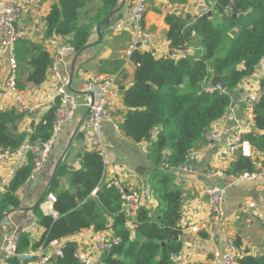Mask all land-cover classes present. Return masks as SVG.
Wrapping results in <instances>:
<instances>
[{"label":"trees","instance_id":"trees-1","mask_svg":"<svg viewBox=\"0 0 264 264\" xmlns=\"http://www.w3.org/2000/svg\"><path fill=\"white\" fill-rule=\"evenodd\" d=\"M90 1L55 0L45 18V37L71 36L69 46L78 53L83 52L89 46L91 30L88 25L79 26L78 21L80 10ZM103 4L113 6L115 0H103ZM213 10L210 16L203 14L190 26L173 15L165 18L168 26L166 39L171 51L184 53L191 37L200 38L201 54L196 60L187 57L156 59L151 53L139 49L134 50L129 58L135 65V72L132 87L123 92L122 101L127 113L119 130L131 142H150L148 153L155 164L162 163L164 153L169 151L165 159L168 169L151 176L154 195L160 204L156 208V218L140 207L132 232L125 225L126 215L120 208L117 190L103 186L91 199V193L98 188L103 177L104 164L96 152H83L78 157V170L67 171L62 165L52 182L49 192L55 196L53 211L56 218L42 215L36 207L33 213L42 228L40 239L30 245L26 236H20L18 254L38 252L51 242L92 228L95 232L109 231L118 240L98 256L96 264H172L171 255L182 250L179 241H172L181 234L178 226L181 198L178 191L169 190L166 174L185 166L195 145L205 144L204 136L211 125L227 114L240 83L253 75L264 58V0H215ZM14 54L18 90L39 86L46 81L53 59L45 49L19 38ZM212 77L218 78L223 91L204 92ZM259 85L261 96L252 111L255 133L247 134L242 140L264 156V77ZM53 113L54 109L50 108L32 130L20 133L17 123L27 114L14 108L0 110V151L49 141ZM154 131L156 134L152 139ZM26 159V165L20 167L10 180L0 201L2 209L19 206L15 194L33 171L32 155L26 153ZM67 172L75 191L56 195L57 177ZM230 173L236 177L254 173L251 159L238 155L231 163ZM77 249V243L66 241L60 249L61 256H52L47 264H80L75 258ZM237 263L264 264V255H247ZM6 264L20 263L13 259Z\"/></svg>","mask_w":264,"mask_h":264},{"label":"crops","instance_id":"crops-1","mask_svg":"<svg viewBox=\"0 0 264 264\" xmlns=\"http://www.w3.org/2000/svg\"><path fill=\"white\" fill-rule=\"evenodd\" d=\"M54 3L55 0H40L38 6H30L16 23V31L20 34V38L45 49L56 64L57 73L70 79L67 92L77 102L78 109L73 120L62 125L56 134L51 153L41 171L36 174L32 173L27 182L17 190L15 196L19 201V206L7 209H2L0 206V216L11 212L9 216L0 221V264L7 263L3 250L5 233H11L17 239L20 236H26L30 245L40 239L42 228L37 224L33 210L38 207L42 215L48 216L49 214L46 195L41 200L40 198L48 184L56 160L63 151L77 121L86 110V107L83 106L86 98L83 87L90 79L106 76L115 77L116 80L107 106L109 119L105 120L101 127L107 158L106 164H104L103 177L98 188L91 193L90 198L94 199L95 193L101 187H108V183L116 181L126 189L130 188L139 192L142 196L141 207L148 210L154 219L157 213L156 208L160 204L154 195L151 176L166 171L163 169H168L165 159L169 151L164 153L165 157L162 163L155 164L148 153L150 142H131L119 130V125L127 113L122 101L123 92L132 87L135 72V65L130 61V56L126 55L134 38L131 21L128 17L130 0H115L113 6L104 5L103 0H91L80 10L78 25L90 26L88 44L91 45L97 41L96 24L118 7H122L111 17L113 26L104 37L102 47L93 52L88 46L81 53L68 48L71 36L45 37V18ZM214 4L215 0H203L202 5L206 11H200L202 5L199 0H147L142 28L148 37L149 47H138L139 51L151 53L156 59L172 57L178 60L187 57L191 61L196 60L201 54L200 38L191 37L187 51L184 53L171 51L166 39L168 26L165 23V18L173 15L185 21L186 26H190L197 18L206 12H211ZM238 68H242V66ZM7 72V57L0 54V100H2ZM263 77L264 58L260 60L253 75L239 85L227 114L211 125L209 132H212L211 134L215 138L213 140L205 138V144L195 145L192 148L189 161L186 164L189 169L178 170L176 168L166 174L169 190L178 191L181 198V219L178 224L181 234L178 236V241L181 243L186 264H220L219 257L227 252L228 241H232L237 249V260L247 255L253 257L264 255V228L251 217L249 211L236 215L239 206L247 201H253L257 206L264 202V178L260 177L253 181L237 180L236 176L230 173V167L241 153L237 151L232 159H228L225 146L226 140L238 129L240 137L255 133L253 125L250 126L248 123V113L244 107L243 99L248 84L250 83L251 87L256 88ZM210 83L211 81L207 86L205 85L204 89L212 88ZM56 85L52 70H49L44 83L39 86H27L21 91L24 103L34 107L35 111L31 116L26 115L17 123L18 132L28 133L50 110L52 107L51 93ZM1 104L0 110L3 111L14 108L13 104L6 100H3ZM14 109L22 112L18 108ZM32 122H34L33 127L31 126ZM155 134L156 131L152 133V139L155 138ZM74 144L61 164V166L65 165L67 171L78 170L80 168L78 157L83 152L90 151L84 146L81 137H78ZM250 150L251 154L248 158L253 163L254 173H257L264 168V156L251 147ZM164 163L167 167H164ZM24 165H0V201L8 190L11 178ZM215 186L224 190L223 220H210L206 222L204 229L197 233L190 232L188 230L190 226L201 222L205 223L209 214L205 191L208 187ZM74 191L75 189L69 183V172L57 177L56 195L59 192L73 194ZM50 208L53 211V205ZM128 219L126 215L125 225L133 232L136 226H128ZM96 233L98 232L92 228L85 229L75 236L61 239V243L72 241L79 244L81 250H85L86 245L90 244V238ZM37 253L28 251L24 254L36 255ZM53 253L54 248L51 246L43 249V254L47 256ZM30 264H39V261ZM236 264H238L237 261Z\"/></svg>","mask_w":264,"mask_h":264},{"label":"built area","instance_id":"built-area-1","mask_svg":"<svg viewBox=\"0 0 264 264\" xmlns=\"http://www.w3.org/2000/svg\"><path fill=\"white\" fill-rule=\"evenodd\" d=\"M39 2L40 0H0V54L5 55L8 62V72L3 85L0 106H2V101L6 100L11 102L14 108H18L28 116H31L34 113L35 108L24 103L22 92L16 87L17 62L15 59L14 48L16 41L20 38V34L15 31L13 24H16L21 19L24 12L30 6L36 7ZM146 2L147 0H130L128 17L131 21L134 38L126 52V55L128 56H130L134 50L138 49V45L139 47H149L148 37L142 28V22L146 13ZM68 48L72 50L71 47ZM55 69L56 64L53 62L50 70H52L53 79L57 85L51 93V108L54 109V122L51 129V139L41 145L36 143L33 145L24 144L16 150L0 151V165H24L27 163L26 153H30L33 157L32 173H39L51 153L54 138L61 126L73 120L74 114L78 109V104L67 92L68 86L70 85V79L64 78L62 75L58 74ZM248 79L249 78L244 81ZM115 82V77H94L85 83L83 87V93L86 94L83 106L89 108L90 112L82 125L81 139L87 150L96 152L102 158L103 164H106L107 158L101 127L102 123L109 119L107 106ZM213 90V88H206L204 89V92L211 93ZM87 93H93L94 99L91 105V99L88 97ZM260 96V85L253 88L249 83L248 89L244 94L243 103L248 113V123L250 126L253 125V106L259 100ZM211 133L212 132H207L204 137L208 140H213L215 136ZM225 146L228 159H232L237 151H239L243 157H249L251 154L250 145L247 141L242 140L239 129L234 135L226 140ZM163 165L164 167H167L166 163ZM179 169H189V167L188 165H185L178 168V170ZM260 177L264 178V168L257 173L240 174L236 179L240 181H253ZM108 187H112L119 192L121 210L125 212L129 218L127 225H134V219L141 207V194L134 189H126L121 183L116 181L108 183ZM205 195L207 196L209 214L205 223L201 222L188 228L192 233H197L199 230L204 229L206 222L210 220H223L224 218L222 209L224 190L217 186L208 187L205 191ZM54 202L55 196L52 193H47L46 203L49 204L48 216L56 218L57 215L50 208ZM245 211H249L251 217L258 221L264 228V202L257 206L253 201H247L239 206L236 215H240ZM117 241L116 238L111 236L109 231L98 232L90 238V244L92 242V245H86L85 250H81V247L78 244L75 258L80 264H96L98 262V256L106 251L111 243H116ZM3 244L5 259L7 261L16 259L19 255L17 253V237L11 233H5ZM49 246L54 248V253L47 256L43 254V249H39L36 254L38 256L39 264H47L52 256H61L60 249L63 246L61 240L51 242ZM170 260L172 264H186L182 250L173 253ZM219 261L220 264H236L237 249L232 241H228L227 252L219 257Z\"/></svg>","mask_w":264,"mask_h":264},{"label":"water","instance_id":"water-1","mask_svg":"<svg viewBox=\"0 0 264 264\" xmlns=\"http://www.w3.org/2000/svg\"><path fill=\"white\" fill-rule=\"evenodd\" d=\"M199 1H200L201 5H202L203 0H199ZM121 8L122 7H118L113 12L108 14V16H106L105 18H103L101 21H99L96 24L95 28H96V34H97V41L95 43L89 45L93 52L98 51L102 47L104 37L107 35L109 30L113 26V23L111 22V17L114 15V13L119 11ZM200 11H206L203 5H202ZM206 14L210 15V12H206ZM13 28L16 31V24L15 23L13 24ZM137 47H139V45ZM210 86L212 88L216 89V90H219V91H223L224 90V87L219 84L217 77H213L212 78ZM87 95L91 99V103H90V105H91L92 102H93V99H94L93 93H87ZM89 112H90V109L86 108V110H85L84 114L82 115V117H80V119L77 121V123L75 125V128H74L72 134L70 135V137H69V139H68V141H67V143H66V145H65V147L63 149V151L61 152L60 156L58 157V159L56 160V162H55V164L53 166L51 175H50L49 180H48V184L45 187V189L43 191V195L41 196L40 200L44 197V195H47V193H49L48 190H49V188H50V186H51V184H52V182H53V180H54V178L56 176V173H57L59 167L61 166L62 161L70 153V150H71V148L73 146V143L77 140L78 135L81 133L82 125L84 124L86 118L88 117ZM33 125H34V122H32L31 126L33 127ZM10 214H11V212H7V213L1 215L0 216V221L3 220L5 217L9 216ZM178 240H179V237H174L172 239L173 242L178 241ZM17 260L21 264H30V263L37 262L38 261V256L37 255H31V254H19L17 256Z\"/></svg>","mask_w":264,"mask_h":264},{"label":"rangeland","instance_id":"rangeland-1","mask_svg":"<svg viewBox=\"0 0 264 264\" xmlns=\"http://www.w3.org/2000/svg\"><path fill=\"white\" fill-rule=\"evenodd\" d=\"M198 54H199V53H198ZM73 144H74V143H73ZM75 144H76V141H75ZM75 144H74V145H75ZM73 147H74V146H73ZM73 147H72V148H73ZM72 148H71V149H72Z\"/></svg>","mask_w":264,"mask_h":264}]
</instances>
